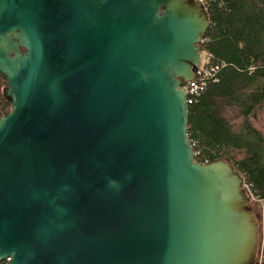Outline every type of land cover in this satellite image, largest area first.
<instances>
[{"label": "water", "instance_id": "obj_1", "mask_svg": "<svg viewBox=\"0 0 264 264\" xmlns=\"http://www.w3.org/2000/svg\"><path fill=\"white\" fill-rule=\"evenodd\" d=\"M199 0H0V259L254 264L259 213L195 160Z\"/></svg>", "mask_w": 264, "mask_h": 264}, {"label": "trees", "instance_id": "obj_2", "mask_svg": "<svg viewBox=\"0 0 264 264\" xmlns=\"http://www.w3.org/2000/svg\"><path fill=\"white\" fill-rule=\"evenodd\" d=\"M206 10L200 49L217 68L188 103V139L195 160H229L264 197V0H209Z\"/></svg>", "mask_w": 264, "mask_h": 264}, {"label": "built area", "instance_id": "obj_3", "mask_svg": "<svg viewBox=\"0 0 264 264\" xmlns=\"http://www.w3.org/2000/svg\"><path fill=\"white\" fill-rule=\"evenodd\" d=\"M204 5H206L209 0H199ZM202 42V39H201ZM201 64L197 66L194 70V76L189 81H182L181 86L186 91V102L188 103L192 100L195 95H198V92L203 88L208 79L214 77L215 70L217 66L211 64V54L206 50H201ZM196 154V151H195ZM244 189L246 194L249 197V204L255 207L259 213L258 220V242H257V251L254 264H263L264 262V197L256 194L252 189V185L244 180L243 182ZM251 206V207H252Z\"/></svg>", "mask_w": 264, "mask_h": 264}, {"label": "flooded vegetation", "instance_id": "obj_4", "mask_svg": "<svg viewBox=\"0 0 264 264\" xmlns=\"http://www.w3.org/2000/svg\"><path fill=\"white\" fill-rule=\"evenodd\" d=\"M6 86V79L3 74L0 73V115L4 116L12 110V104L8 101L3 93V89ZM252 206V205H251ZM253 209L255 207L252 206Z\"/></svg>", "mask_w": 264, "mask_h": 264}, {"label": "bare ground", "instance_id": "obj_5", "mask_svg": "<svg viewBox=\"0 0 264 264\" xmlns=\"http://www.w3.org/2000/svg\"><path fill=\"white\" fill-rule=\"evenodd\" d=\"M256 258V257H255Z\"/></svg>", "mask_w": 264, "mask_h": 264}]
</instances>
